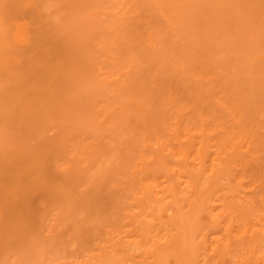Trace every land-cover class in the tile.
Masks as SVG:
<instances>
[{
	"label": "rangeland",
	"instance_id": "374dc122",
	"mask_svg": "<svg viewBox=\"0 0 264 264\" xmlns=\"http://www.w3.org/2000/svg\"><path fill=\"white\" fill-rule=\"evenodd\" d=\"M0 79V264H99L161 237L154 264H234L222 233L264 222V0H0ZM200 145L230 166L199 180L215 226L157 199Z\"/></svg>",
	"mask_w": 264,
	"mask_h": 264
},
{
	"label": "bare ground",
	"instance_id": "6f19581e",
	"mask_svg": "<svg viewBox=\"0 0 264 264\" xmlns=\"http://www.w3.org/2000/svg\"><path fill=\"white\" fill-rule=\"evenodd\" d=\"M1 80V79H0ZM8 89V88H7ZM5 93V92H4ZM10 93H13V92H10ZM21 97V96H20ZM13 112V111H12ZM15 112V111H14ZM19 113V112H18ZM13 114H16V113H13ZM12 114V115H13ZM25 116H26V114H25ZM6 118V117H5ZM2 121V120H1ZM37 122V121H36ZM17 124V123H16ZM42 125V124H41ZM44 125V124H43ZM46 125V124H45ZM41 127V126H40ZM50 127V126H49ZM202 128V127H201ZM52 129V128H51ZM70 129V128H69ZM31 130V129H30ZM43 130V129H42ZM63 131V130H62ZM12 132V131H11ZM70 132V131H69ZM4 133V132H3ZM3 133H1V134H3ZM51 133V132H50ZM54 133V132H53ZM67 134V133H66ZM173 134V133H172ZM5 135V134H4ZM44 135V134H43ZM48 136V135H47ZM3 137V136H2ZM7 137H9V136H7ZM12 137V136H11ZM17 137V136H16ZM13 138V137H12ZM171 138V137H170ZM7 139V138H6ZM16 139V138H15ZM49 139V138H48ZM5 140V139H4ZM10 140H12V139H10ZM18 140H20V139H18ZM21 140H22V138H21ZM24 140V139H23ZM9 141V140H8ZM15 141V140H14ZM27 141V140H26ZM183 141V140H182ZM54 142V141H53ZM61 142V141H60ZM59 142V143H60ZM66 143V142H65ZM45 144V143H44ZM63 144H64V142H63ZM174 145V144H173ZM44 146H47V145H44ZM64 146V145H63ZM67 146V145H66ZM26 147V146H25ZM56 147V146H55ZM59 147H60V144H59ZM62 147V146H61ZM148 147H151V146H148ZM167 147V146H166ZM44 148V147H43ZM50 148V147H49ZM17 149V148H16ZM39 149V148H38ZM152 149H154L153 147H152ZM157 149V148H156ZM186 149V148H185ZM43 150V149H42ZM60 150V149H59ZM65 150V149H64ZM45 151V150H44ZM63 151V150H62ZM76 151V150H75ZM158 151V150H157ZM169 151V150H168ZM65 152V151H64ZM183 152V151H182ZM185 152V151H184ZM191 152V151H190ZM179 153V152H178ZM186 152L184 153V157L185 158H187L188 157V153L186 154ZM57 155H58V153H57ZM67 155V154H66ZM177 155V154H176ZM183 155V154H182ZM195 156H196V158L197 159H199V161L198 162H194L193 164H192V167H193V169L192 170H186V171H189V173H188V175L185 173V177L187 176V180H186V178H185V180H186V182H185V180H184V182L183 181H181V182H183L184 183V187H183V185L181 186H179V183H178V187H181L179 190H177L175 187H171L170 188V190H169V187H167L166 189L165 188H163V190H157L156 192H157V194H158V192L160 191H162V194L160 195V197L159 198H157L158 200L160 199V201L161 202H164V200H168V202H164V204L166 203V207L165 208H163V206H162V213H164L165 211H163V210H165V209H168V207H170L171 206V203L173 204L172 205V207H170L169 209H174V212H172V213H175V211H177V206H179L178 204H180V202H182L183 203V199H184V201L185 202H187V204H185V206H187L190 210H192L193 212H196V214H202V207L206 210L205 212L203 211V213L205 214V216L207 215V219H205L206 221H204V222H207V223H209V220H210V224L211 223H213V224H211V225H218V224H221V221H223V219L222 218H224V216L222 217V214H223V212H219L220 213V215L218 216V214L216 213H213L212 211H213V209H217V208H213L212 210H210L211 208H210V204L209 203H211V199L210 200H208L207 199V201H205L206 200V198H208V197H206V198H204V195L203 196H201L200 194H203L204 192H207V194L210 192V191H204V189H200L201 191L203 190V192H201V191H199V189H197L198 187H199V184H200V182H199V180L205 175V174H211V175H213V176H215L216 175V173H217V176H221L222 174H224V172L225 171H228V169L230 168V166L227 168L223 163H222V161H217V160H220V159H218V157H214V158H210V156H209V154H208V151H206L205 150V148H203L201 145L196 149V152H195ZM44 157V156H43ZM64 157V156H63ZM142 157V156H141ZM184 157L182 158V159H184ZM24 158V157H23ZM38 158V157H37ZM36 158V159H37ZM40 158V157H39ZM42 158V157H41ZM54 158V157H53ZM190 158V157H189ZM28 159V158H27ZM45 159V158H44ZM68 159H70V158H68ZM52 160V159H51ZM56 160H58V159H56ZM154 160H156V159H154ZM62 161V160H61ZM151 161V160H150ZM161 161V160H160ZM182 161V160H181ZM184 162H186L185 160H183ZM70 162V161H69ZM68 162V163H69ZM158 162H159V160H158ZM157 162V163H158ZM248 162V161H247ZM68 163H67V165H68ZM73 163H75V162H73ZM148 163V162H147ZM181 163V162H180ZM11 165V164H10ZM139 165V164H138ZM166 165V164H165ZM186 166H188V168H190L189 167V165L188 164H185ZM12 166V165H11ZM47 166V165H46ZM54 166V165H53ZM63 166V165H62ZM198 166V167H197ZM48 167V166H47ZM70 167V166H69ZM69 167L68 168H66L67 170L69 169ZM57 168V167H56ZM183 168H185V167H183ZM182 168V169H183ZM5 169V168H4ZM48 169V168H47ZM171 169H173V168H171ZM181 169V171H183ZM137 170V169H136ZM27 171V170H26ZM57 171V170H56ZM65 171V170H64ZM173 171H175V169L173 170ZM185 171V170H184ZM185 171V172H186ZM51 172V171H50ZM139 172V171H138ZM31 173V172H30ZM166 173V172H165ZM175 173V172H174ZM179 173H180V170H179ZM139 174V173H138ZM24 175V174H23ZM155 175V174H154ZM181 176H183L184 175V172H182V174H180ZM54 176V175H53ZM137 177V176H136ZM173 177V176H172ZM178 177V176H177ZM144 178V177H143ZM165 178V177H164ZM182 178V177H181ZM31 179V178H30ZM140 179H142V177L140 178ZM139 179V180H140ZM152 179V178H151ZM155 179V178H154ZM180 179V178H179ZM184 179V178H183ZM23 181V180H22ZM134 181V180H133ZM180 181V180H179ZM32 182V181H31ZM35 182V181H34ZM169 182V181H168ZM41 183V182H40ZM135 183V182H134ZM170 183V182H169ZM169 183H167V184H169ZM186 183V184H185ZM36 184V183H35ZM33 185H34V183H33ZM170 185H171V183H170ZM13 186V185H12ZM142 186V185H141ZM150 187H152L151 185H149ZM41 187V186H40ZM143 187H144V185H143ZM143 187H140V188H143ZM189 187L191 188V187H193V188H191L193 191L192 192H194V196L195 197H186V196H184L183 194L184 193H189V192H191V191H189L190 189H189ZM33 188H34V186H33ZM38 188V187H37ZM155 188V187H154ZM200 188V187H199ZM148 189V188H147ZM157 189V188H156ZM152 190V189H151ZM32 191V190H31ZM144 191L145 190H143V193H144ZM148 191H149V193H155L156 194V192H154V190H152V192L150 191V189H148ZM200 192V193H198V192ZM37 192V191H36ZM140 192V191H139ZM191 192V193H192ZM142 193V192H141ZM140 194V193H139ZM148 194V193H147ZM147 194H146V196H147ZM193 194V193H192ZM210 194H212V193H210ZM4 195H5V193H4ZM10 195V194H9ZM149 195V194H148ZM154 195V194H153ZM183 195V196H182ZM209 195V194H208ZM213 195V194H212ZM1 196V195H0ZM134 196H136L135 194H134ZM139 196V195H138ZM144 196H145V194H144ZM143 196V197H144ZM145 196V197H146ZM180 196V198H181V196L183 197V198H178ZM9 197V196H8ZM142 197V198H143ZM150 197V196H149ZM151 197H153L152 195H151ZM155 197V196H154ZM168 197H172V198H168ZM211 198H212V196H210ZM44 198V197H43ZM137 198V197H136ZM135 198V199H136ZM185 198H186V200H185ZM218 197L216 196V199H217ZM222 198V197H221ZM17 199V198H16ZM49 199V198H48ZM137 199H139V197L137 198ZM136 199V200H137ZM172 199V200H171ZM224 199H225V197H224ZM148 200V199H147ZM170 200V201H169ZM179 200H181V201H179ZM138 201V200H137ZM150 201V200H149ZM210 201V202H209ZM218 201H220V200H218ZM9 202V201H8ZM33 202V201H32ZM145 202V201H144ZM178 202V203H177ZM213 202V201H212ZM221 202V201H220ZM135 203V201L133 202V204ZM148 203V202H147ZM170 203V205H168ZM245 203V202H244ZM44 204H45V202H44ZM132 204V203H131ZM136 204H137V202H136ZM135 204V205H136ZM145 204H146V202H145ZM144 204V205H145ZM151 204H153V202L151 201ZM174 204H177L175 207H173L174 206ZM191 206H189V205ZM224 204V201H223V203H222V205ZM1 205V204H0ZM32 205V204H31ZM36 205V204H35ZM148 205V207H150L149 206V204H147ZM161 205V204H160ZM181 205H184V203L183 204H180V206ZM194 205V206H193ZM213 205V204H212ZM221 205V206H222ZM8 206V205H7ZM6 206V207H7ZM18 206V205H17ZM45 205H43V207H44ZM154 206V205H153ZM179 206V207H180ZM196 206H198V207H196ZM226 206L228 207V204H226ZM1 207V206H0ZM3 207V206H2ZM5 207V208H6ZM13 207V206H12ZM46 207V206H45ZM145 207V206H144ZM183 207V206H182ZM186 207V208H187ZM216 207V206H215ZM237 207V206H236ZM245 207V206H244ZM262 207V206H261ZM9 208L11 209V207L9 206ZM21 208V207H20ZM50 208V207H49ZM151 208L152 207H150V211H151ZM157 208H158V206H157ZM181 208V207H180ZM195 208V209H194ZM201 208V209H200ZM238 208V207H237ZM48 209V208H47ZM182 209V208H181ZM181 209H180V212L179 211H177V212H179V214H182V213H185L187 210H185V212H181ZM185 209V208H184ZM229 209V208H228ZM240 209V208H239ZM245 209H246V207H245ZM255 209V208H254ZM6 210H8V209H6ZM46 210V209H45ZM49 210V209H48ZM152 210L154 211V208H152ZM155 210H156V208H155ZM160 210V209H159ZM219 210H221V209H218V211ZM222 210H224V209H222ZM230 210V209H229ZM244 210V209H243ZM248 210V209H247ZM264 210V209H263ZM153 211L152 212H150V213H153ZM158 211V210H157ZM200 211V212H199ZM254 211V210H253ZM22 212V211H21ZM167 213H168V210L166 211ZM165 212V213H166ZM169 212H170V210H169ZM192 212V213H193ZM206 212H207V214H206ZM229 212V211H228ZM244 212V211H243ZM246 212H248V211H246ZM260 212V211H259ZM261 212H264V211H262L261 210ZM9 213V212H8ZM23 213V212H22ZM28 213V212H27ZM48 213V212H47ZM155 213H157V212H155ZM162 213H160V215L162 214ZM189 212H186L185 214H188ZM190 213H191V211H190ZM190 213L188 214V215H190ZM191 213V214H192ZM253 213V212H252ZM251 213V214H252ZM258 213V212H257ZM158 214V213H157ZM185 214H182L183 215V217L184 216H188V215H185ZM200 214V215H201ZM248 214V213H247ZM264 214V213H263ZM30 215V214H29ZM103 215V214H102ZM150 215V214H149ZM152 215V214H151ZM155 215V214H154ZM159 215V216H160ZM171 215V214H170ZM181 215V216H182ZM192 215H194V217H195V214H192ZM243 215V214H242ZM3 216V215H2ZM174 216V215H173ZM191 216V215H190ZM202 216V215H201ZM105 217V216H104ZM153 217V216H152ZM168 217V216H167ZM180 216H178V213H176V216H174V218H175V220H174V218L172 219V220H174V223H176L175 221H179V220H181V217L179 218ZM185 217V218H186ZM192 217V216H191ZM196 217H198V216H196ZM262 217H264V215L262 216ZM18 218V217H17ZM31 218V217H30ZM170 218H172V216L170 217ZM169 217H168V219H170ZM177 218V219H176ZM190 217H188V219H189ZM260 217H258V219H259ZM29 219V218H28ZM157 219V218H156ZM191 219V218H190ZM194 219V218H193ZM222 219V220H221ZM257 218H255V221H257L256 220ZM129 220V219H128ZM165 220V219H164ZM182 220H184V218H182ZM181 220V221H182ZM195 220H196V218H195ZM199 220H200V218H199ZM225 221H226V219H224ZM17 221H19V220H17ZM134 221V220H133ZM140 221V220H139ZM177 221V222H178ZM181 221H179L180 222V224L179 225H181V226H179L180 227V229L182 228V225H183V227L184 226H186V224H183V222H181ZM187 221V220H186ZM224 221V222H225ZM228 221V220H227ZM251 221V220H250ZM114 222V221H113ZM128 222V221H127ZM130 222V221H129ZM135 222V221H134ZM133 222V223H134ZM167 222V221H166ZM173 222V221H172ZM172 222H170V223H172ZM178 222V223H179ZM184 222H185V220H184ZM197 222V221H196ZM195 222V223H196ZM203 222V221H202ZM203 222V223H204ZM252 222V221H251ZM126 223V222H125ZM131 223V222H130ZM173 223V224H174ZM178 223H176L177 224V226L176 227H178ZM182 223V224H181ZM190 223H192V222H190ZM189 222H188V224H190ZM194 223V222H193ZM248 223V222H247ZM253 223V222H252ZM114 224V223H113ZM112 224V225H113ZM135 224V223H134ZM147 225H148V223H146ZM154 224V223H153ZM153 224H151L152 225V227L154 226ZM176 224H174V225H176ZM259 225H256V226H253L251 229L249 228V227H247L248 229H244V231L243 232H241V233H236V235H240L239 237L238 236H236V235H232V231H230L229 230V228H226L227 229V232H226V230L224 231L225 232V235L222 233V231H221V233H222V238L221 239H219V241H217V243L215 244L216 246H214L215 248H212L213 250H217V252H216V254L218 255V256H220L219 258H221L222 260H220V261H217V262H219V263H222L223 261H224V259H226L227 257H225V255L227 254V253H229L231 250H232V253H229L230 254V257L231 258H233V262H234V264H260V263H264V222L263 223H258ZM118 225V224H117ZM150 225V224H149ZM198 225H199V222H198ZM225 225H226V222H225ZM224 225V226H225ZM248 225V224H247ZM247 225H245V226H247ZM127 226V225H126ZM143 226V225H142ZM156 226V225H155ZM159 226V225H158ZM188 226V225H187ZM187 226L185 227V229L187 228ZM193 226H194V224H193ZM208 226H209V224H208ZM243 226V225H242ZM151 227V226H150ZM149 227V228H150ZM160 227V226H159ZM158 227V229L160 230V228ZM161 227H162V225H161ZM168 227V226H167ZM192 227V226H191ZM221 227V226H220ZM227 227V226H226ZM134 228V227H133ZM147 228V227H146ZM214 228V227H213ZM114 229V228H113ZM151 229H153V228H151ZM163 229V228H162ZM188 229H189V226H188ZM187 229V230H188ZM222 229V228H221ZM164 230H165V228H164ZM173 230H174V228H173ZM183 230V229H182ZM190 230V229H189ZM198 230V229H197ZM210 230V229H209ZM212 230V229H211ZM136 231H138V230H136ZM158 231V230H157ZM167 231V230H166ZM174 231H177V229H175ZM184 231V230H183ZM186 231V230H185ZM217 231V230H216ZM236 231V230H235ZM251 231V232H250ZM125 232H126V230H125ZM133 232V231H132ZM144 232V231H143ZM142 232V234L145 236V234L147 233H143ZM149 232V234H150V231H148ZM153 232V231H152ZM151 232V233H152ZM192 232H194V231H192ZM191 232V233H192ZM182 233V232H181ZM219 233V232H218ZM217 233V234H218ZM125 234V233H124ZM140 234V233H139ZM158 234V233H157ZM167 234H170V233H168V231H167ZM172 234V233H171ZM143 235H141V237L143 236ZM159 235V234H158ZM157 235V237L158 238H160V236H158ZM184 235H185V233H184ZM183 234H182V236H184ZM109 236V235H108ZM130 236V235H129ZM148 236H150V235H148ZM163 236V235H162ZM165 236H167L166 234L164 235V237ZM171 236V235H170ZM173 236H175L176 238H177V236H178V234L177 235H173L172 234V238H174ZM180 236H181V234H180ZM180 236H178V237H180ZM123 237V236H122ZM157 237H155V238H157ZM168 237V236H167ZM108 238V237H107ZM110 238V237H109ZM108 238V239H109ZM147 238V237H146ZM162 238V237H161ZM161 238H160V241H162L161 240ZM183 238V237H182ZM194 238V237H193ZM193 238H191V239H193ZM90 239V238H89ZM94 239V238H93ZM110 239H112V238H110ZM126 239V238H125ZM153 239H154V236H153ZM166 239V238H165ZM178 239V238H177ZM176 239V240H177ZM101 240H103V239H101ZM106 240V239H105ZM105 240L103 241V243H105ZM123 240V239H122ZM121 240V241H122ZM137 240V239H136ZM155 240V239H154ZM169 239H167V241H168ZM174 240V239H173ZM172 240V241H173ZM180 240V239H179ZM92 241V240H91ZM90 241V242H91ZM110 241V240H109ZM108 241V242H109ZM111 241H113V243H114V240H111ZM116 241V240H115ZM138 241V240H137ZM157 240H155V241H153L152 240V243H151V245H152V247H150V248H148V249H146V253H147V255L145 256L144 254H142L143 252H141L142 250H140L141 248L142 249H144V247H141L140 249H139V247L141 246H139V244H136L135 243V245H131V244H133L132 242H133V240L131 241V243L129 242V244L131 245H128V243H125V244H127L128 246H130V249L133 247V248H135V247H137L138 246V248L136 249L135 248V251L136 252H134V253H136V255H137V250L139 249V252H141V254L142 255H140V257L141 256H144L143 258H141V260H140V262L138 263L137 262V260H136V256H134V254H133V257H135V260H136V263H133V264H154V263H158V261H159V259L160 258H164V256L168 253V245L170 244V240L168 241L169 242V244L167 243V244H165V242L164 241H162L164 244L163 245H161L160 243V245H157L158 243L157 242H160L159 241V239H158V241L156 242ZM93 242H94V240H93ZM95 242H97V241H95ZM128 242V241H127ZM155 242V243H154ZM161 242V243H162ZM177 242V241H176ZM102 243V242H101ZM101 243H99V244H101ZM110 243V242H109ZM108 243V244H109ZM113 243H111L112 245H113ZM149 243V242H148ZM173 243H175L174 241H173ZM111 244L110 245H108L107 246V248L109 249L110 248V246H111ZM116 244V243H115ZM114 244V245H115ZM123 244V243H122ZM124 244V245H125ZM171 244H172V242H171ZM170 244V245H171ZM212 244V243H211ZM211 244H209V246L211 245ZM84 245H86V243L84 244ZM111 246V249H113V247L115 248V246L117 245L118 246V244H116L115 246ZM120 245V244H119ZM137 245V246H136ZM169 245V246H170ZM99 246V245H98ZM103 245H101L100 247H102ZM263 246V247H262ZM99 247V248H100ZM106 247V246H105ZM104 247V248H105ZM121 247H123V251L126 253V251L128 252V253H130L129 252V248H127L126 246H121ZM127 248V250H125L124 248ZM147 247V246H146ZM206 247V246H205ZM94 248V247H93ZM96 248H97V246H96ZM133 248L131 249L132 251H134L133 250ZM207 248V247H206ZM241 248H243V249H246V252H247V254H248V256L246 257V259H243V260H241L240 258H239V256L236 254L237 252H239V250H241ZM95 249V248H94ZM103 250V252H106L105 254L104 253H102L101 251ZM101 249H99V253H100V260H97V258L99 257L97 254H98V252H94L93 250H92V248H91V251H93L95 254H93V255H97V257L95 258V256L92 258V257H90V255H89V258H88V261L87 262H90L89 261V259H91V260H95L96 262H98L99 264H103V263H108V262H110V263H112L113 261L115 262V261H117L119 258H121V257H123V258H125L124 256L126 255L125 253L123 254V253H120L121 252V248H119V246L117 247V250L115 249H113L114 250V252L115 251H117V254H115L116 255V258L118 257V259H115V260H113L112 258V262L111 261H108V259L110 260V258H109V256L110 257H114L113 256V254H112V252L110 251V250H108V251H110V253L106 250V248L105 249H103V247L101 248ZM98 250V249H97ZM96 250V251H97ZM106 250V251H105ZM130 250V251H131ZM211 250V249H210ZM90 251V252H91ZM120 251V252H119ZM132 251H131V254H128L127 253V255H129V256H127V258H128V260L130 259V258H132L131 256H132ZM233 251H236L235 252V256L237 257V258H234L235 256H234V254H233ZM241 251H244V250H241ZM86 252V251H85ZM103 254V256L104 257H102V254ZM109 253V254H108ZM250 253V254H249ZM90 254V253H89ZM216 254H213V256L214 255H216ZM232 254V255H231ZM243 254H245V256H246V253H243ZM82 255H83V253H82ZM107 255H109V256H107ZM121 255V256H120ZM250 255V256H249ZM213 256H211L212 258H213ZM226 256H228V255H226ZM80 257V256H79ZM152 257V260L151 261H149L148 259L149 258H151ZM211 257H209L210 259H211ZM230 257H228V258H230ZM244 257V256H243ZM95 258V259H94ZM104 258H106V259H104ZM123 258H121L120 260H122ZM162 258V259H163ZM209 258L207 259L208 261H209ZM218 258V257H217ZM134 259V258H133ZM161 259V260H162ZM236 259V260H235ZM83 260V259H82ZM106 260V261H105ZM160 260V261H161ZM214 260H216L215 258H214ZM235 260V261H234ZM85 261V260H84ZM85 261V262H86ZM124 261H127V259H124ZM123 261V262H124ZM159 261V262H160ZM79 262V261H78ZM103 262V263H102ZM113 262V263H114ZM118 262H120V261H117L116 263H118ZM129 262H134V260L132 261L131 259H130V261ZM66 263V262H65ZM69 263V262H68ZM71 263V262H70ZM73 263V262H72ZM83 263V262H82ZM90 263H93L94 264V261L92 262H90ZM89 263V264H90ZM121 263H122V261H121ZM126 263V262H125ZM128 263V262H127ZM126 263V264H127ZM211 263H213V262H210V264ZM214 263H216V262H214ZM62 264V263H61ZM85 264V263H84ZM96 264V263H95ZM123 264V263H122ZM130 264V263H129ZM132 264V263H131ZM218 264V263H217Z\"/></svg>",
	"mask_w": 264,
	"mask_h": 264
}]
</instances>
